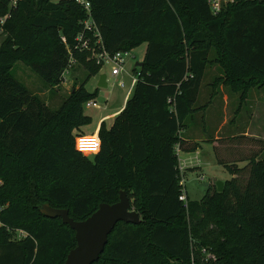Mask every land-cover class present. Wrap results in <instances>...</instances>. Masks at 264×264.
Masks as SVG:
<instances>
[{
  "label": "trees",
  "instance_id": "trees-1",
  "mask_svg": "<svg viewBox=\"0 0 264 264\" xmlns=\"http://www.w3.org/2000/svg\"><path fill=\"white\" fill-rule=\"evenodd\" d=\"M89 2L106 52L145 49L132 68L130 97L109 126L101 121L91 134L86 157L74 130L89 121L82 105L95 90L84 84L100 65L74 47L84 11L72 0H16L10 8L0 0V16L9 14L0 24V264H62L75 245L73 231L45 217L41 205L82 220L119 191L140 221L116 222L91 264H264V158L252 150L262 140L216 139L217 161L230 177L221 192L208 187L185 206L174 153L175 144L179 151L198 146L179 136L196 109L212 47L230 84L245 90L264 81V0L238 1L216 14L205 0ZM70 56L84 76L53 109L10 73L20 61L56 86Z\"/></svg>",
  "mask_w": 264,
  "mask_h": 264
},
{
  "label": "rangeland",
  "instance_id": "rangeland-1",
  "mask_svg": "<svg viewBox=\"0 0 264 264\" xmlns=\"http://www.w3.org/2000/svg\"><path fill=\"white\" fill-rule=\"evenodd\" d=\"M2 37L0 34V41ZM143 46L144 44H140L131 49L130 55L132 57L125 58L122 71L119 72L116 78L109 75L110 65L103 64L98 72L85 82L84 88L87 91L92 92L95 90L93 101L97 105L96 107L82 108V113L89 117V121L74 130V133H77L75 139L83 138L85 148V139L88 138L90 143L89 138L98 117L104 113L114 111L112 116L106 118V120H101L109 126L113 118L119 114L120 107L130 97L134 85L130 75L133 73L134 63L140 62L142 59ZM216 54V49L212 47L194 102L196 109L184 121V128L180 130L179 137L188 139H193L196 136L200 137L196 140L198 143L196 157L200 168L185 170L183 175L182 191L189 201H198L208 187H212L214 190L216 181H221L223 186L224 180L230 177L226 166L217 161V156L221 155L219 147H215L216 142L219 143L216 140L217 137L221 138L225 135L237 134L247 130L248 133H252L262 140L258 148L254 147L252 150H257V156L264 158V81H258L256 85L245 90L230 84L222 71L220 62L215 61ZM10 73L30 93L52 109L59 106L71 87L79 84L84 76L81 66L73 64L64 73L63 83L48 86L20 61H16L12 65ZM101 73L105 74V87L97 86V77ZM118 80L122 82V87L117 85ZM84 152L86 151L83 150ZM191 155H194V153L181 151L178 157L180 159L185 156L189 157L186 162L191 165L197 161ZM225 162L229 163L227 160ZM235 162L238 163V166L243 165L242 161L237 160ZM129 201L131 203L130 199ZM21 235L20 231H16L14 236L20 238ZM200 252L204 257L210 256L206 249L205 251L200 249Z\"/></svg>",
  "mask_w": 264,
  "mask_h": 264
},
{
  "label": "water",
  "instance_id": "water-1",
  "mask_svg": "<svg viewBox=\"0 0 264 264\" xmlns=\"http://www.w3.org/2000/svg\"><path fill=\"white\" fill-rule=\"evenodd\" d=\"M141 63L135 62L134 66L139 67ZM97 86H106L105 74L98 75ZM222 189V182L216 181L215 190L221 192ZM40 212L48 218L59 217L61 223L68 225L73 231L75 245L67 252L62 264H91L102 252L107 235L116 222L137 224L140 221L124 191L118 192L117 200L113 203H99L97 208L82 220H73L65 208L51 207L46 203L41 205Z\"/></svg>",
  "mask_w": 264,
  "mask_h": 264
},
{
  "label": "built area",
  "instance_id": "built-area-1",
  "mask_svg": "<svg viewBox=\"0 0 264 264\" xmlns=\"http://www.w3.org/2000/svg\"><path fill=\"white\" fill-rule=\"evenodd\" d=\"M8 4L7 7H13L15 5L16 0H7ZM75 4H77L85 14V17L80 21L81 24V29L80 31L76 34L74 37L75 45L74 47L78 51H83V50H88L90 52V57L93 58L95 63L99 64L102 66L103 64H108L110 65L109 68V75L112 76L113 78L117 77L119 72L122 71V66L124 64L125 58L130 55L131 50H121V51H115L113 53H108L106 52L100 42V37H99V32L97 30L96 25L91 19L90 16V2L89 0H72ZM238 1H259V0H205V3L210 11L211 14H216L217 12L220 11V9L228 4H233ZM8 12L0 16V24L5 20V18L8 17ZM61 41L64 42V38L60 37ZM69 55H70V50L67 49ZM74 64V60L70 56L68 59V65L67 67L62 71L61 73V82L62 80L65 79L64 73L68 71V69L71 68V66ZM99 70V69H98ZM98 72V71H97ZM130 79L135 81L136 79V72H133L130 75ZM117 85L122 87V82L118 80ZM83 107H96V103L91 99L87 100L83 103ZM179 149L177 144L174 145V153L177 158V170H178V175H179V180L178 184L183 188V171L184 167L179 163L178 159V153ZM179 193L177 196L178 200L183 203L185 206L186 203V197L184 192L182 191ZM20 231V230H18ZM22 235L24 233L20 231Z\"/></svg>",
  "mask_w": 264,
  "mask_h": 264
},
{
  "label": "crops",
  "instance_id": "crops-1",
  "mask_svg": "<svg viewBox=\"0 0 264 264\" xmlns=\"http://www.w3.org/2000/svg\"><path fill=\"white\" fill-rule=\"evenodd\" d=\"M144 48L142 49V51H143V53H144V49H145V45L143 46ZM143 53H142V55H143ZM116 78V77H115ZM61 83H63V82H61ZM123 106V105H122ZM122 106L120 107V109L122 108ZM113 112L114 111H111V112H108V113H104V114H102V115H100L99 117H98V119L96 120V123H95V125H94V129H93V131H92V133L93 132H96L97 131V127H98V124H99V122L101 121V120H106V118H109L110 116H112L113 115ZM105 122V121H104ZM91 133V134H92ZM237 134H243V135H245V136H249V137H255V138H258V137H256L254 134H250V133H248V131L246 130V131H242V132H239V133H237ZM235 134H231V135H228V136H234ZM75 137H77V135L76 136H74V144H75ZM227 137V135H225V138ZM183 139H185V140H187V141H189V142H196V140H198L200 137L199 136H196V137H194L193 139H188V138H185V137H182ZM223 138V136L221 137V138H219V137H217V139H222ZM90 143L88 142V138H86L85 139V144H86V148L84 147V144H83V138H77L76 139V142L79 144V145H81V147L83 148V150L84 151H86V152H84L83 153V150H80V149H78L83 155H87V156H92V154H93V152H92V141H91V135H90ZM212 139H215V138H212ZM203 140H206V139H203ZM86 149V150H85ZM185 152H189V153H194V155H191L194 159H196L197 161H195L193 164H191V165H189L187 162H186V160H188L189 159V157H183L182 159H180L179 157H178V159H179V163L184 167V171L185 170H190L191 168H194V169H199L200 168V166H199V162H198V159H197V157H196V154H197V147L194 149V150H184ZM181 152V151H180ZM179 152V153H180ZM179 153H178V156H179ZM183 171V175H184V172ZM227 180V179H226ZM225 181V180H224Z\"/></svg>",
  "mask_w": 264,
  "mask_h": 264
}]
</instances>
